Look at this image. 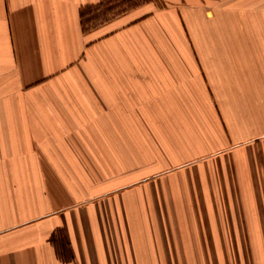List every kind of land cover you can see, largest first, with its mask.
<instances>
[{"label":"crops","instance_id":"obj_1","mask_svg":"<svg viewBox=\"0 0 264 264\" xmlns=\"http://www.w3.org/2000/svg\"><path fill=\"white\" fill-rule=\"evenodd\" d=\"M160 2L0 0V264H264V0Z\"/></svg>","mask_w":264,"mask_h":264},{"label":"rangeland","instance_id":"obj_2","mask_svg":"<svg viewBox=\"0 0 264 264\" xmlns=\"http://www.w3.org/2000/svg\"><path fill=\"white\" fill-rule=\"evenodd\" d=\"M147 3H152L157 6L162 5L160 0H101L99 5L88 7L83 10V26L86 29H90ZM260 9L264 10V5ZM254 12L255 8L253 7V11H251V13Z\"/></svg>","mask_w":264,"mask_h":264}]
</instances>
